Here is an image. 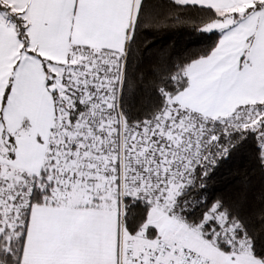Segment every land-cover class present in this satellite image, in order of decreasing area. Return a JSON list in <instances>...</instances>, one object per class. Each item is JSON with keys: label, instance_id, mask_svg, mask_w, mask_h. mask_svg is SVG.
Here are the masks:
<instances>
[{"label": "snow or ice", "instance_id": "obj_1", "mask_svg": "<svg viewBox=\"0 0 264 264\" xmlns=\"http://www.w3.org/2000/svg\"><path fill=\"white\" fill-rule=\"evenodd\" d=\"M0 264H264V0H0Z\"/></svg>", "mask_w": 264, "mask_h": 264}, {"label": "trees", "instance_id": "obj_2", "mask_svg": "<svg viewBox=\"0 0 264 264\" xmlns=\"http://www.w3.org/2000/svg\"><path fill=\"white\" fill-rule=\"evenodd\" d=\"M146 40L154 42L156 47H163L169 44H176L178 48H200L204 47V44L193 42L186 33L179 30L173 31L166 35L153 36L151 34L146 36ZM249 161L243 156H235L229 160L224 167L218 173L217 179L223 181L226 179H234L239 174H243L249 168ZM260 177L255 175L254 182L259 184Z\"/></svg>", "mask_w": 264, "mask_h": 264}]
</instances>
